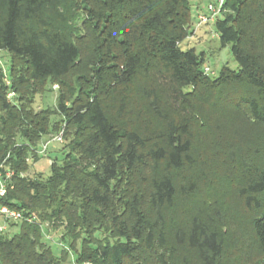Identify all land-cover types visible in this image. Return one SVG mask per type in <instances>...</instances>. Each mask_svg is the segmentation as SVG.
Returning <instances> with one entry per match:
<instances>
[{"label": "trees", "instance_id": "1", "mask_svg": "<svg viewBox=\"0 0 264 264\" xmlns=\"http://www.w3.org/2000/svg\"><path fill=\"white\" fill-rule=\"evenodd\" d=\"M66 1L0 0V51L24 63L30 80L64 78L77 68L91 76L76 96L59 94L58 110L76 131L79 158L52 164L47 178L19 177L29 148L14 142L19 116L0 84V166L15 173L0 204L30 218L57 204L61 217L83 228L110 222L113 241L82 251L90 264H169L160 255L150 259L167 245L162 236L155 241L161 233L149 215L160 219L173 206L171 172L192 159L188 127L160 104L154 76L166 78L174 101H189L177 88L192 89L243 109L264 128V0H223L231 14L217 19L215 28L239 68L216 76L204 74L202 54L180 47L188 38L189 0H76L81 14L75 21ZM132 88L148 101L144 110L131 104ZM139 168L150 169L148 194L132 192L119 201L112 183L133 182ZM262 192L264 170L239 191L245 205L257 207ZM18 225V232L0 236V264H53L51 250L40 249L38 227ZM253 229L264 264V213ZM183 234L179 241L197 252L198 264L218 263L222 243L214 230L194 217L185 240Z\"/></svg>", "mask_w": 264, "mask_h": 264}, {"label": "rangeland", "instance_id": "2", "mask_svg": "<svg viewBox=\"0 0 264 264\" xmlns=\"http://www.w3.org/2000/svg\"><path fill=\"white\" fill-rule=\"evenodd\" d=\"M66 2L69 4L66 9L74 13L75 21L81 14L77 9L79 2ZM188 8V38L181 44V49L193 48L197 54H202L203 71L209 76H216L226 69L237 71L239 67L229 46L220 45L215 28L217 19L231 14L223 7V0H189ZM25 68L24 63L13 61L10 54L0 51V84L17 108L14 113L19 116L14 142L16 145L27 144L29 148L24 158L26 171L19 173V177L47 178L52 164L61 165L68 156L79 158L73 151L76 131L58 110L59 94L76 96L91 76L77 68L64 78L36 82L26 76ZM153 82L161 96L160 104L175 111L178 122L183 121L188 127L186 138L190 142L192 162L180 171L171 172L176 198L171 208L164 209L160 219L149 215V198L145 199L144 209L161 233L156 234L155 241L162 236L167 245V249H156L150 254L151 261L154 255H160L169 264H198L197 252L178 238L184 233L185 240L190 221L195 217L221 239L222 255L217 264H263V255L254 237L253 221L264 213V192L257 196V207L245 205L239 191L248 177L255 178L264 170V128L254 123L243 109H237L229 102L199 97L187 88L177 90L189 101H174L166 78L156 75ZM130 94L131 104L144 110L148 104L144 94L134 88ZM131 119L137 123L135 116ZM40 129L42 133H39ZM29 136L35 137L29 141ZM1 167L0 183L6 187L15 173L7 167L2 171ZM150 174V169L139 168L133 182L128 177V183L120 180L112 183V194L119 201L132 192L148 194ZM68 200L80 206L76 199ZM58 210L57 204L48 210H40L31 223L39 229L40 249L51 250L53 264H90L83 259L82 251L113 241L110 222L83 228L71 224V219L66 221ZM18 228V224L11 227L8 234L18 232ZM168 252L170 257H167Z\"/></svg>", "mask_w": 264, "mask_h": 264}, {"label": "built area", "instance_id": "3", "mask_svg": "<svg viewBox=\"0 0 264 264\" xmlns=\"http://www.w3.org/2000/svg\"><path fill=\"white\" fill-rule=\"evenodd\" d=\"M58 140L61 141V137H58ZM5 196V186L0 183V199ZM32 223V218L25 217L21 211L10 208L7 205L0 204V236L7 235L9 229L13 224L19 223Z\"/></svg>", "mask_w": 264, "mask_h": 264}]
</instances>
